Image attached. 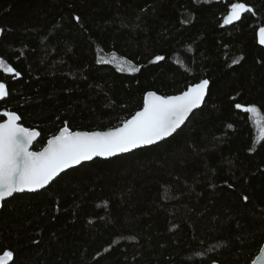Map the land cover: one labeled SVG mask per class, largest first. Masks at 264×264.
Returning <instances> with one entry per match:
<instances>
[{"label": "trees", "instance_id": "16d2710c", "mask_svg": "<svg viewBox=\"0 0 264 264\" xmlns=\"http://www.w3.org/2000/svg\"><path fill=\"white\" fill-rule=\"evenodd\" d=\"M231 2L256 14L225 26ZM262 26L264 0H0V57L21 73H0L10 86L0 113L38 130L32 151L64 127L120 126L149 91L210 81L170 138L5 200L0 254L12 251L14 264H250L264 243V140L235 104L264 113ZM113 53L139 71L97 62Z\"/></svg>", "mask_w": 264, "mask_h": 264}, {"label": "snow or ice", "instance_id": "6c2138e0", "mask_svg": "<svg viewBox=\"0 0 264 264\" xmlns=\"http://www.w3.org/2000/svg\"><path fill=\"white\" fill-rule=\"evenodd\" d=\"M256 10L246 2H231L223 25L241 22ZM74 19L80 22V17ZM187 22V21H185ZM5 32L0 28V35ZM258 43L264 46V26L258 29ZM166 59L156 55L153 63ZM98 63L115 64L119 71L137 72L139 68L131 61L117 57L100 56ZM179 63V61H178ZM239 63L238 59L232 61ZM0 73L19 78L21 73L5 58L0 57ZM210 81L201 79L179 95L163 96L147 93L142 110L121 125L108 131L72 132L64 127L58 135L48 140L42 151H32L39 132L24 127L21 116L14 111L0 113V201L16 193L38 192L50 185L66 169L92 161L96 157L112 158L136 149L157 144L172 136L181 128L194 109L204 102ZM10 96V86L0 81V101ZM237 110L249 114L259 129V139L264 140V113L255 105L235 104ZM247 201L248 197L243 198ZM264 264V256H258L252 264ZM0 264H14V253L5 250L0 254Z\"/></svg>", "mask_w": 264, "mask_h": 264}, {"label": "water", "instance_id": "95a60500", "mask_svg": "<svg viewBox=\"0 0 264 264\" xmlns=\"http://www.w3.org/2000/svg\"><path fill=\"white\" fill-rule=\"evenodd\" d=\"M257 33H258V31H257ZM257 42H258V35H257ZM258 44H259V43H258ZM259 45H260V44H259ZM260 46H262V45H260ZM262 47H264V46H262ZM186 90H187V89H186ZM149 92H153V91H149ZM149 92H147V93H149ZM183 92H184V91H183ZM147 93H145V95H144V98H143V105H144V99H145ZM156 94H157V93H156ZM180 94H181V93H180ZM157 95H160V94H157ZM177 95H179V94H177ZM172 96H174V95H172ZM206 96H207V95H206ZM205 98H206V97H205ZM204 101H205V100H204ZM203 103H204V102H203ZM203 103L201 104V106H200L199 108L194 109L193 112L189 115V117H190V116H191L196 110L200 109V108L203 106ZM142 108H143V106H142ZM142 108H141L140 110H142ZM140 110H139V111H140ZM188 119H189V118H188ZM188 119H187V120H188ZM187 120L185 121V123L187 122ZM20 123H21V121H20ZM185 123H184L183 125H181V128L185 125ZM24 127H25V126H24ZM26 128H27V127H26ZM181 128H180V129H181ZM62 129H63V128H62ZM62 129H60L59 132H60ZM180 129H178L177 132H178ZM31 130H35V131L38 132L37 129H31ZM69 130H70V129H69ZM70 131H71V130H70ZM104 131H108V130H104ZM59 132H58L56 135H58ZM72 132H87V131H72ZM90 132H94V131H90ZM100 132H103V131H100ZM177 132H176V133H177ZM174 134H175V133H174ZM174 134H173V135H174ZM173 135H172V136H173ZM54 136H55V135H54ZM38 137H39V136L36 137V139L34 140L33 144H34L35 141L38 139ZM52 137H53V136H52ZM52 137H51V138H52ZM170 137H171V136H170ZM170 137H167L166 139H168V138H170ZM51 138H49V139H51ZM49 139H48V140H49ZM166 139H165V140H166ZM48 140L46 141V144L44 145V147L47 146V142H48ZM163 141H164V140H163ZM160 142H162V141H159L158 143H160ZM158 143H157V144H158ZM154 145H156V144H154ZM32 146H33V145H32ZM151 146H153V145H151ZM44 147H43V148H44ZM146 147H150V146H145V147H142V148L136 149V150H134L133 152H135V151H137V150H140V149H143V148H146ZM31 148H32V147H31ZM43 148H42L40 151H42ZM37 152H38V151H37ZM130 153H131V152H130ZM125 154H128V153L120 154V155H118V156L125 155ZM116 157H117V156H116ZM112 158H113V157H112ZM95 159L108 160V159H111V158H107V159H105V158H102V157H96V158H94L93 160H95ZM93 160H92V161H93ZM88 162H91V161H87V162H83V163H88ZM83 163H82V164H83ZM77 166H79V165H77ZM77 166H74V167H77ZM74 167H72V168H74ZM72 168H69V169H72ZM69 169H66L64 172L68 171ZM64 172H62V173H64ZM62 173H61V174H62ZM61 174H60V175H61ZM57 178H58V177H57ZM57 178H56V179H57ZM56 179H55V180H56ZM55 180H54V181H55ZM48 186H49V185H48ZM48 186H46V187H48ZM41 190H43V189H41ZM41 190H39V191H41ZM39 191H38V192H39ZM23 193H36V192H27V191H26V192H23ZM16 194H22V193H16ZM14 195H15V194H14ZM14 195H13V196H14ZM9 198H11V197H9ZM9 198H7V199H9ZM7 199H6V200H7ZM3 202H4V201H0V209H1V207H2ZM258 256H264V243L262 244V247L260 248L258 254L255 256V258H254L253 260H255ZM250 264H252V262H251ZM257 264H259V262H257Z\"/></svg>", "mask_w": 264, "mask_h": 264}, {"label": "rangeland", "instance_id": "374dc122", "mask_svg": "<svg viewBox=\"0 0 264 264\" xmlns=\"http://www.w3.org/2000/svg\"><path fill=\"white\" fill-rule=\"evenodd\" d=\"M255 126H256V128H257V131H258V134H259V129H258V126L256 125V123H255Z\"/></svg>", "mask_w": 264, "mask_h": 264}]
</instances>
